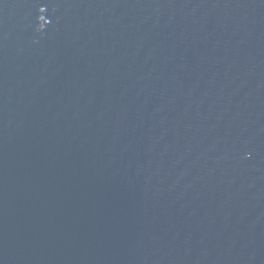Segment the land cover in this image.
<instances>
[{
    "label": "water",
    "instance_id": "water-1",
    "mask_svg": "<svg viewBox=\"0 0 264 264\" xmlns=\"http://www.w3.org/2000/svg\"><path fill=\"white\" fill-rule=\"evenodd\" d=\"M0 264H264V0H0Z\"/></svg>",
    "mask_w": 264,
    "mask_h": 264
}]
</instances>
